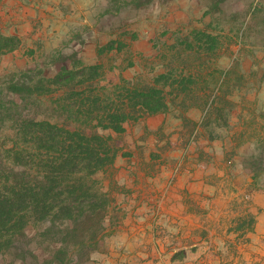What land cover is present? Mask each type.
Masks as SVG:
<instances>
[{
    "label": "rangeland",
    "instance_id": "374dc122",
    "mask_svg": "<svg viewBox=\"0 0 264 264\" xmlns=\"http://www.w3.org/2000/svg\"><path fill=\"white\" fill-rule=\"evenodd\" d=\"M0 33L21 38L0 52L2 162L30 106L52 113L45 98L11 101L18 68L54 75V56L94 63L121 38L130 50L103 57L108 79L194 78L167 87L169 111L127 123L81 219L31 222L0 264H264V0H0ZM223 69L231 112L212 135L203 97Z\"/></svg>",
    "mask_w": 264,
    "mask_h": 264
},
{
    "label": "trees",
    "instance_id": "16d2710c",
    "mask_svg": "<svg viewBox=\"0 0 264 264\" xmlns=\"http://www.w3.org/2000/svg\"><path fill=\"white\" fill-rule=\"evenodd\" d=\"M20 44L19 36L0 33V52L13 51ZM130 46L121 38H111L98 47L99 58L94 63L60 53L51 61L54 75L26 67L5 79L7 93L18 108L23 109L21 103L28 107L33 98H45L52 113L39 118L36 107L30 106L29 118L14 126L12 144L4 162L0 160V252L9 249L33 221L81 219L87 203L101 193L95 174L115 166L119 137L127 131V123L169 111L177 97L170 100L167 87L177 82L186 89L194 82L192 76L178 79L167 70L157 71L152 79L124 75L108 79L113 68L106 66L103 57L123 47L129 51ZM224 72L212 78L203 97L206 114L201 124L210 127L212 135H216L212 124L228 122L231 112L229 101L218 94ZM192 122L194 131L198 122Z\"/></svg>",
    "mask_w": 264,
    "mask_h": 264
}]
</instances>
